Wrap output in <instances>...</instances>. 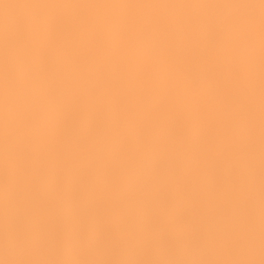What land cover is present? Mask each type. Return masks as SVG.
I'll return each mask as SVG.
<instances>
[{
  "label": "bare ground",
  "instance_id": "1",
  "mask_svg": "<svg viewBox=\"0 0 264 264\" xmlns=\"http://www.w3.org/2000/svg\"><path fill=\"white\" fill-rule=\"evenodd\" d=\"M8 235L19 264H264V0H0Z\"/></svg>",
  "mask_w": 264,
  "mask_h": 264
},
{
  "label": "clouds",
  "instance_id": "2",
  "mask_svg": "<svg viewBox=\"0 0 264 264\" xmlns=\"http://www.w3.org/2000/svg\"><path fill=\"white\" fill-rule=\"evenodd\" d=\"M29 249L26 244L13 235H8L4 241L3 247L0 248L2 258L0 264H5V261H10L12 264H19V261L27 255Z\"/></svg>",
  "mask_w": 264,
  "mask_h": 264
}]
</instances>
